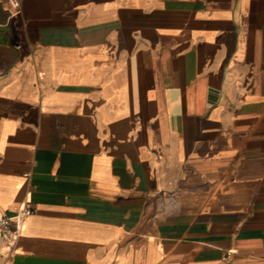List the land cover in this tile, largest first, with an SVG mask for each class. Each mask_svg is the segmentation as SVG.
Instances as JSON below:
<instances>
[{
    "label": "crops",
    "instance_id": "obj_1",
    "mask_svg": "<svg viewBox=\"0 0 264 264\" xmlns=\"http://www.w3.org/2000/svg\"><path fill=\"white\" fill-rule=\"evenodd\" d=\"M0 264H264V0H0Z\"/></svg>",
    "mask_w": 264,
    "mask_h": 264
},
{
    "label": "built area",
    "instance_id": "obj_2",
    "mask_svg": "<svg viewBox=\"0 0 264 264\" xmlns=\"http://www.w3.org/2000/svg\"><path fill=\"white\" fill-rule=\"evenodd\" d=\"M11 4L19 7V0H10ZM33 207L25 203L14 214L0 210V257H9L15 252L16 244L22 235L24 219L33 213Z\"/></svg>",
    "mask_w": 264,
    "mask_h": 264
}]
</instances>
